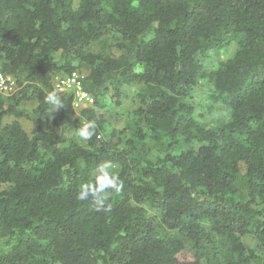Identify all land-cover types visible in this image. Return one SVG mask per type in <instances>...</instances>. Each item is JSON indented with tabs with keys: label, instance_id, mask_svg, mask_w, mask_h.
I'll return each mask as SVG.
<instances>
[{
	"label": "trees",
	"instance_id": "obj_1",
	"mask_svg": "<svg viewBox=\"0 0 264 264\" xmlns=\"http://www.w3.org/2000/svg\"><path fill=\"white\" fill-rule=\"evenodd\" d=\"M0 71V264H264V0H0ZM73 72L93 104L52 111ZM199 81L225 122L201 121ZM105 164L120 191L78 199Z\"/></svg>",
	"mask_w": 264,
	"mask_h": 264
},
{
	"label": "rangeland",
	"instance_id": "obj_2",
	"mask_svg": "<svg viewBox=\"0 0 264 264\" xmlns=\"http://www.w3.org/2000/svg\"><path fill=\"white\" fill-rule=\"evenodd\" d=\"M233 45L230 47L210 53L208 60H206L207 70L214 69L219 62L229 58L233 54ZM136 88L123 87V93L121 96L116 97L112 95V92L103 99L104 107L100 109V113L103 114L105 120L109 126H120L129 124L132 119L131 113L136 107L134 101V93ZM209 88L203 82L199 81L192 93L191 102L195 106L196 113L200 116L201 121L208 126H216L219 123L225 122L228 119L229 112L227 109L212 105L209 100ZM215 107L217 110H214ZM25 131L31 132V126L28 122H21Z\"/></svg>",
	"mask_w": 264,
	"mask_h": 264
},
{
	"label": "clouds",
	"instance_id": "obj_3",
	"mask_svg": "<svg viewBox=\"0 0 264 264\" xmlns=\"http://www.w3.org/2000/svg\"><path fill=\"white\" fill-rule=\"evenodd\" d=\"M46 103H48L52 111L59 108H63V103L61 99L56 95L55 92H49L45 98ZM96 123L95 121H86L82 124V126L77 130L76 135H78L83 140H90L95 132ZM110 166L105 164L102 165L99 169V175L95 184H85L82 185L80 191L78 192L77 198L80 200H87L89 196L96 198L98 204H103V195L107 189H114L119 192L121 189V184L118 180L111 176L108 172V168ZM99 211L100 208L98 207ZM106 211H110V206L105 209Z\"/></svg>",
	"mask_w": 264,
	"mask_h": 264
},
{
	"label": "built area",
	"instance_id": "obj_4",
	"mask_svg": "<svg viewBox=\"0 0 264 264\" xmlns=\"http://www.w3.org/2000/svg\"><path fill=\"white\" fill-rule=\"evenodd\" d=\"M56 94L70 92L73 95L72 105L75 110L86 108L93 104L92 98L83 90L82 76L73 72L64 78H56L53 84ZM14 91L11 79L0 71V94L10 95Z\"/></svg>",
	"mask_w": 264,
	"mask_h": 264
}]
</instances>
